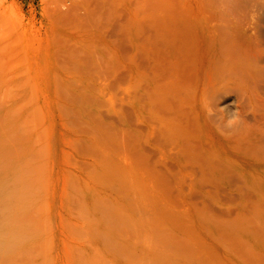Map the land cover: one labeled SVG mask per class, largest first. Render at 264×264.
Returning <instances> with one entry per match:
<instances>
[{"label":"rangeland","instance_id":"374dc122","mask_svg":"<svg viewBox=\"0 0 264 264\" xmlns=\"http://www.w3.org/2000/svg\"><path fill=\"white\" fill-rule=\"evenodd\" d=\"M0 18L46 142L43 263L264 264L262 13L0 0Z\"/></svg>","mask_w":264,"mask_h":264},{"label":"bare ground","instance_id":"6f19581e","mask_svg":"<svg viewBox=\"0 0 264 264\" xmlns=\"http://www.w3.org/2000/svg\"><path fill=\"white\" fill-rule=\"evenodd\" d=\"M218 2L237 7L249 3L264 16V0ZM21 48L20 33L15 35L0 18V264H45V230L39 224L44 188L39 178L46 142L40 127L25 119Z\"/></svg>","mask_w":264,"mask_h":264}]
</instances>
